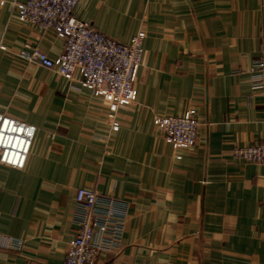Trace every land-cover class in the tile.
Listing matches in <instances>:
<instances>
[{
	"label": "crops",
	"instance_id": "obj_1",
	"mask_svg": "<svg viewBox=\"0 0 264 264\" xmlns=\"http://www.w3.org/2000/svg\"><path fill=\"white\" fill-rule=\"evenodd\" d=\"M19 16L0 0V114L37 131L23 169L0 164V264H63L80 188L123 207L102 262L264 264V163L235 155L264 144V89L251 83L264 0H81L74 16L95 30L123 44L146 35L134 99L115 121L79 75L18 58L25 45L51 59L64 48ZM188 110L199 145L175 150L156 118Z\"/></svg>",
	"mask_w": 264,
	"mask_h": 264
},
{
	"label": "built area",
	"instance_id": "obj_2",
	"mask_svg": "<svg viewBox=\"0 0 264 264\" xmlns=\"http://www.w3.org/2000/svg\"><path fill=\"white\" fill-rule=\"evenodd\" d=\"M80 1L15 0L21 22L64 39L63 52L55 59L30 45L20 50L18 58L63 77L79 75L84 88L104 99L109 109L108 117L115 121L120 109L134 99L146 35L140 31L129 44L120 43L74 16ZM1 49L6 50V47ZM251 83L255 90L264 89V43L261 58L253 64ZM156 128L175 150L189 151L199 145L200 121L194 110L181 116H159ZM29 129L31 136L27 134ZM113 130L118 131L119 125L114 124ZM36 131L32 125L0 114V164L23 169ZM235 155L263 164L264 144L238 148ZM75 204L79 229L63 264H107L100 261L101 255L111 253L118 246L124 231L121 203L102 197L93 189L80 188L75 194Z\"/></svg>",
	"mask_w": 264,
	"mask_h": 264
},
{
	"label": "clouds",
	"instance_id": "obj_3",
	"mask_svg": "<svg viewBox=\"0 0 264 264\" xmlns=\"http://www.w3.org/2000/svg\"><path fill=\"white\" fill-rule=\"evenodd\" d=\"M14 130H15V129H14ZM27 134H28L29 136H31V135H32V130L29 129V130L27 131Z\"/></svg>",
	"mask_w": 264,
	"mask_h": 264
}]
</instances>
